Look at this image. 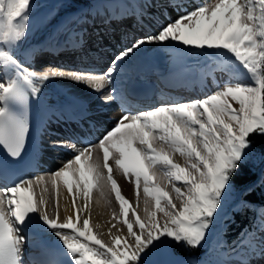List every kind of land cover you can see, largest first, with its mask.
<instances>
[{
    "label": "snow or ice",
    "instance_id": "snow-or-ice-1",
    "mask_svg": "<svg viewBox=\"0 0 264 264\" xmlns=\"http://www.w3.org/2000/svg\"><path fill=\"white\" fill-rule=\"evenodd\" d=\"M168 7L179 14L122 49L102 75L74 71L70 78L87 81L94 91L107 85L104 104L122 99L126 64L148 44L171 46L173 54L181 49L209 57L231 54L234 62L223 58L220 64L229 78L195 101H177L138 113L126 109L96 143L83 148L78 149L71 139L54 140V147H67L75 153L50 177L53 187L62 181L73 197L74 215L60 220L58 211L53 217L45 208L43 177L16 175L9 164L21 160L27 144L30 99L38 98L44 82L63 78L64 73L39 74L25 59L33 53H22L31 0H0V147L11 158H0V264H25L26 222L33 214L63 246L65 259H50L47 264H150L152 256L169 248L202 246L237 183L245 191L255 188L254 183H246L245 170L253 158L264 162V0H217L190 11L177 0H168ZM97 148L103 153V168L108 170L127 227V235L112 237L111 244L82 215L94 181L101 175L98 159H92ZM176 155L183 158V165L176 162ZM110 158L126 179L134 181L137 192L143 182L144 194L153 198L154 210L145 209L147 221L134 210L135 220L127 219L130 202L113 180ZM158 174L171 185V192L155 182ZM41 185L45 186L37 194L35 189ZM77 196L84 199L83 208L77 207ZM238 206L248 203L241 201ZM158 212L163 215L162 223ZM239 246L264 255V211L258 214L253 229L242 234Z\"/></svg>",
    "mask_w": 264,
    "mask_h": 264
},
{
    "label": "bare ground",
    "instance_id": "bare-ground-1",
    "mask_svg": "<svg viewBox=\"0 0 264 264\" xmlns=\"http://www.w3.org/2000/svg\"><path fill=\"white\" fill-rule=\"evenodd\" d=\"M72 1L76 2V7H67L64 9L59 6V8L61 7L59 14L57 12V15L55 16L50 13L53 17L55 16L54 20L50 23V15L40 17L38 16V11L42 10V7L47 6L45 4H48L50 9L54 8L56 5H53V0H31V19L27 36V40H31L28 42L27 40L25 41L22 53L29 52V50L31 51L32 48L35 47L32 53L39 51L42 54V56H40V61L46 59L47 62L52 63L48 67L51 66L57 68L60 66L68 69L77 68L97 71L99 70L98 68H102L105 64H110L112 59L122 49L131 46V44L138 38L156 32L160 25L179 14L175 8L168 7V0ZM208 1L209 0H177L178 3L184 6V10L187 11L198 7L200 4L207 3ZM41 5L44 6L41 7ZM153 13L157 15L158 19L153 17ZM47 25H49V28L52 30L50 32H55L58 38L56 36L52 37L48 32L47 35H42L44 37L35 39L41 30H43V26L46 27ZM69 25L71 26L67 29V26ZM54 26L57 29H54ZM49 28L47 27V29ZM67 33H70V35L66 36ZM155 46V44L142 46L141 50L136 53V57H138L140 53L147 54L146 58L154 57ZM159 49L168 53V56L165 57V61L168 64L169 70L165 68L164 65L148 64L146 62H140L132 67H129V64H126L124 75L121 79V87H123L125 84L124 80L126 79V72L129 71L131 74L132 71V75H137V71L143 74L148 81L157 85L158 88H156L154 96L148 101L152 102L149 109L161 105H170L181 97L193 100L201 99L206 95L211 94L212 91L216 90L218 85L223 84L229 78V73L223 71L220 67L222 59L225 57L215 56V58L211 60L205 53L200 54L192 51L188 54V51L185 53L184 50L181 49L173 54L171 48L162 47L160 45ZM28 59L31 60L29 57ZM212 61L215 62V64H213ZM37 63V60H35V62L31 64L35 66L33 67L35 68L33 70L39 74L47 73L50 75L53 72L59 73L58 71L44 70L46 69L44 66V69H40L39 67H36ZM198 66H201L202 77L204 78L202 85L194 84L193 82L195 81L192 79L194 75L185 71L187 68L194 70ZM195 75L198 77L199 73H196ZM59 78L60 77L50 78L49 80L61 81ZM68 80L71 83L72 79L70 78V75L64 73V77L59 84L66 87L69 85L67 82ZM107 87L108 86L105 85V88ZM77 89L82 93L78 92L76 95L82 94L87 99L91 98L92 94L95 92L93 88L86 89L85 87ZM46 90L54 93L50 88H46ZM103 90L104 89H102V91ZM71 91L77 92L75 90ZM47 97L50 98V96ZM67 100V98L60 96L59 100L56 99L55 101H52L46 99L45 95L40 92L38 98L30 99L28 106L29 121L32 125L38 128L40 127V130L42 131L43 129L46 130L47 127L61 129L64 136L77 140L82 147L90 142L93 144L96 143L105 131L111 128L122 112L126 110L125 108H127L125 105L124 107H120L121 105L114 102L105 104L104 107L92 108L91 105L81 106L78 103L69 104ZM124 101L128 105L127 110L133 108L138 102L137 100H133V98H127ZM138 104L141 105L142 103L140 102ZM234 106L238 107V105L235 104ZM77 113L83 115V119H81V117L77 118ZM74 123H76V125H74ZM81 126L82 128H79ZM60 127H66L68 130ZM76 127L79 129H76ZM45 141L46 140H38L39 145H37V147L32 145V140L29 142L27 155L30 164L34 165L35 170L34 172L25 174V176L34 178L43 177L46 183H51V175L48 174L50 173L48 168L57 170L62 162L71 159L75 153L71 150L50 148ZM92 159H98L100 167H103V153L100 149L97 148L93 151ZM174 159L177 163H180L181 165L184 164L183 158L179 155H176ZM109 164L112 167L113 180L116 181L123 197L132 203L131 206L134 211H138L139 214L144 213L142 202L145 197L148 201L151 197L144 194L143 182H141L139 191L137 192L134 181L126 179L123 171L115 165L111 158L109 159ZM45 172H48V175L43 174ZM105 172L106 173L104 174L102 173L103 175L100 176L97 184H99L100 187L102 184L104 186L105 184H108L110 190L113 191L112 181L108 180V170L106 169ZM161 180H165V184L168 185L171 191V186L168 184V181L164 179L162 175L158 174L155 177V182L157 183ZM42 187H44V185L35 189L37 194L40 193ZM52 188L56 192V196L53 200V205L48 201L45 205L48 213L55 217L58 211L60 220H63L69 215H74L72 204L73 197L69 195L63 182L60 181L56 187ZM107 193L108 191L105 193L101 192L96 186H94L91 192V197L88 201L87 210L82 215L85 218H90V225L94 232L105 243L111 244L112 237L116 235L122 237L126 236L127 228L122 222L125 217H123L120 212V205L116 199L115 192L113 191L115 196H113L114 199L112 198V195L111 197L109 196V198ZM174 197L175 193L173 198ZM175 202L179 204V201ZM76 205L78 208H83L84 199L81 196L76 197ZM26 223L28 225L26 232L29 243L40 244V249L39 251L33 252L34 254L37 252V254L34 255L36 263L31 262L26 258L25 264H47V261L50 260V256L51 259L53 257L57 259L58 257L60 261L65 259L63 255V246L60 243L59 238L53 234V231L48 228L46 224L39 220L38 216L33 214V220L31 219ZM113 225H115V227H112ZM109 229H111V232H109ZM46 232L48 234L46 238L48 239L45 238ZM129 239L131 238L129 237ZM50 240L53 241L52 244ZM55 244L59 247H56ZM234 251L236 254L229 257H223V260L221 259L219 264H240L241 261H246L247 264H264L263 255L261 256L260 254L250 252L248 253L247 259L242 255V252L237 250V247L232 252ZM44 252L45 256L41 255L44 254ZM162 254L164 255V253ZM181 257H186L190 260L193 259L190 256ZM167 259L169 260L163 262L160 261L159 264H169L170 261H177L175 256ZM193 262L195 263V260H193Z\"/></svg>",
    "mask_w": 264,
    "mask_h": 264
},
{
    "label": "rangeland",
    "instance_id": "rangeland-1",
    "mask_svg": "<svg viewBox=\"0 0 264 264\" xmlns=\"http://www.w3.org/2000/svg\"><path fill=\"white\" fill-rule=\"evenodd\" d=\"M84 1V0H83ZM93 1H98V0H93ZM93 1H92V3H93ZM130 1V0H129ZM211 0H209L207 3H209V4H214V3H216L217 2V0H212L211 2H210ZM54 3H56V4H54ZM36 4H37V2H36ZM38 4H40V3H38ZM76 2H74V1H72V0H53V5L56 7H54V8H52V9H50V7L48 6V4H45V5H47V6H44V5H41V7L42 6H44V7H42L43 9L42 10H40V11H38L39 12V14H38V16H40V17H46L47 15H50V18H49V22L51 23V21H53L54 20V17L57 15V12H58V14H59V10H60V8L61 7H63L64 9H66L67 7H73V8H75L76 7ZM58 5V6H57ZM64 5V6H63ZM59 6H61L60 8H59ZM58 11H57V10ZM52 12H51V11ZM56 10V11H55ZM55 15L54 17L51 15ZM56 13V14H55ZM50 23H48L49 25H51ZM49 25H47L46 27L45 26H43V30H41V32L37 35V38H35V39H38L39 37L40 38H42V37H44L45 35H47L48 34V32H49V35H51L52 37H54V36H56V34H55V32L54 33H52V32H50V31H52L51 30V28H49ZM71 25H69V26H67V29L70 27ZM47 27L49 28V29H47ZM55 27V26H54ZM54 29H57L56 27L54 28ZM45 32H46V34H45ZM54 34V35H53ZM42 35H44V36H42ZM68 35H70V33H67L66 34V36H68ZM31 37H33V36H31ZM57 38H58V36H56ZM63 37H64V35H63ZM65 38H67V37H65ZM31 39H29V40H27V42L28 41H30ZM156 46H155V48H154V57L152 56V57H149V58H146V55L147 54H141L140 53V55L138 56V57H136V55L132 58V60H131V62H129L128 64H129V67H132L133 65H135V64H138V63H140V62H146V63H148V64H158V65H164L165 66V68H167L168 70H169V67H168V64H167V62L165 61L166 60V58L165 57H167L168 56V53H165V51L164 50H162V49H159V44H155ZM168 48H171V46H169ZM188 51V54H190L192 51L194 52H197V53H199L197 50H192V49H189V50H187ZM187 51H184L185 53L187 52ZM210 51H212V50H210ZM162 52V53H161ZM184 53V54H185ZM151 54H153V53H151ZM162 54V55H161ZM167 54V55H166ZM206 54V56L209 58V59H211V60H213L214 58H215V56H212V57H209L208 56V54L207 53H205ZM142 55V56H141ZM220 56H222V57H225V58H229L228 60H230V61H233L234 62V57H232V55H227V54H223V52H220L219 54H218V56L217 57H220ZM140 57V58H139ZM138 58V59H137ZM146 58V59H145ZM165 58V59H164ZM150 59V60H149ZM156 59V60H155ZM169 59V58H168ZM170 60V59H169ZM213 62V61H212ZM213 64H215V62H213ZM239 65H238V63H237V67H238ZM57 78V77H56ZM68 82V84H71L70 83V81L68 80L67 81ZM74 83V82H73ZM72 83V85L74 86V84ZM212 92H214V91H212ZM115 124V123H114ZM108 130V129H107ZM106 132V131H105ZM79 149V148H78ZM105 168H103V167H100V169H99V171L101 172V170H102V172H101V175L100 176H102L104 173H106L105 171H106V169L104 170ZM41 170H43V169H41ZM41 170H38V171H41ZM50 171V173H48L49 171ZM48 174L49 175H51V173H53L56 169H51V168H48ZM45 171V170H44ZM46 172L45 173H43V174H47ZM103 173V174H102ZM47 174V175H48ZM32 178H34V177H32ZM165 180H161V181H159V182H157V184H159L161 187H163V188H165L164 190H169L170 191V189H169V187H168V185L167 184H165V182H164ZM95 183H94V186H96L97 187V189L99 190V191H101V192H106V191H108V197L110 196L111 197V195H112V198H113V196H114V194H113V191H111L110 190V188H109V185L108 184H105V186L102 184L101 185V187L99 186V184H97L98 182L97 181H94ZM163 182V183H162ZM162 183V184H161ZM45 186V185H44ZM135 186V185H134ZM171 186V185H170ZM177 186H180V185H177ZM46 187H47V191L46 192H44V196H45V198H46V201H48V202H50L52 205H53V200H54V198H55V196H56V192L54 191V189L52 188L53 187V185L51 184V183H46ZM166 190V191H167ZM238 191V190H237ZM111 192V193H110ZM171 192V191H170ZM239 192V191H238ZM103 195V194H102ZM171 195L172 196H174V193H171ZM123 196V195H122ZM109 197V198H110ZM115 197V196H114ZM150 197V196H149ZM175 198V197H174ZM173 198V199H174ZM114 199V198H113ZM149 199V198H148ZM115 201H117V200H115ZM129 201V200H128ZM237 201V199H232V201L230 202V206L231 205H233L234 204V202H236ZM130 202V201H129ZM174 202H175V199H174ZM131 204L132 203H130V205H126V207H128V209H129V212H128V217L127 218H129V220H135V216L133 215V209H132V206H131ZM142 207H143V210H144V213H142V214H139L138 213V211L136 212V210H135V213L136 214H138L139 216H140V218L142 219V220H144V221H147V217H148V213H146V211H145V209L147 208L148 209V212H151V211H153L154 210V200H153V198L151 197L150 198V200L148 201L147 200V198L145 197L144 198V200H143V202H142ZM132 210V211H131ZM228 210H229V207H228V209L225 211V213H227L228 212ZM133 217V218H132ZM157 219L162 223L163 222V215H162V213H157ZM33 220V219H32ZM35 221V220H34ZM36 222V221H35ZM37 223V222H36ZM47 226V225H46ZM127 228V227H126ZM134 230L135 231H138V228L137 227H135L134 226ZM209 234H211V233H209ZM47 232L45 233V238L47 237ZM216 236H217V234H213L210 238H209V241H208V243H207V249H209L208 248V245L209 244H211V247H214L213 245L214 244H218V243H220L221 241H219L217 238H216ZM46 239H48V238H46ZM258 239H259V237H258ZM51 241V244H52V240H50ZM50 243V242H49ZM223 243H225V242H223ZM55 246L56 247H59L58 245H56L55 244ZM222 246H225V247H227L226 246V244H223ZM237 246V245H236ZM235 246H233V248H234ZM206 249V250H207ZM211 249H213V248H211ZM224 248H222L221 249V252H220V255H219V257H218V259H216L215 260V262H214V264H219L220 262H221V259H223V257H229V255H233V254H235L234 252H231V251H226V250H223ZM237 250H239L240 252H242V255H244L247 259H248V253H252V251L251 250H249V249H244V248H241L240 246H239V244H238V246H237ZM259 250H257L255 253H257V254H260L259 252H258ZM211 252V251H210ZM209 252V253H210ZM164 253V255L162 254V252L161 253H157V254H155L154 256H152L151 258H150V264H159L160 263V261H166V260H169V259H167V258H171V257H176L177 258V261H183L184 262V264H204V262H207V264H213L211 261H210V258H211V254H209L208 253V251H206L205 253H201L200 255H198L197 257L196 256H190L191 258H193L192 260H190L189 258H183V257H181L182 255H180V254H176V253H174V252H172L171 251V248L170 249H168L166 252H163ZM214 253V252H213ZM215 254V253H214ZM176 255H178V256H176ZM216 255V254H215ZM261 255V254H260ZM262 256V255H261ZM263 257H264V255H263ZM183 259H185V260H183ZM189 260H190V262H189ZM193 260H195V263L193 262Z\"/></svg>",
    "mask_w": 264,
    "mask_h": 264
},
{
    "label": "trees",
    "instance_id": "trees-1",
    "mask_svg": "<svg viewBox=\"0 0 264 264\" xmlns=\"http://www.w3.org/2000/svg\"><path fill=\"white\" fill-rule=\"evenodd\" d=\"M262 175H264V162L258 158H253L246 167L245 176L246 183H254L255 188L251 191H245L243 185L237 183L235 190L230 194L224 206V211L216 218V224L209 232L211 234L207 235L206 242L198 248H180L175 250L171 248V251L185 256H198L206 251L208 253L211 251L209 253L211 254L210 259L215 260V246L211 249V244H209V249L206 248L209 238L213 234H217L216 238L221 241L218 244H224L223 242H225L231 246L238 245L242 234L253 229L261 208H264V183L261 182ZM232 199H237V201L230 206ZM241 201H247L248 206L239 207L238 205ZM228 207L229 210L225 213Z\"/></svg>",
    "mask_w": 264,
    "mask_h": 264
}]
</instances>
